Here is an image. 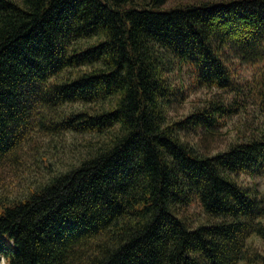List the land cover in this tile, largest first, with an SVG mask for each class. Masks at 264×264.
Here are the masks:
<instances>
[{"label": "trees", "instance_id": "trees-1", "mask_svg": "<svg viewBox=\"0 0 264 264\" xmlns=\"http://www.w3.org/2000/svg\"><path fill=\"white\" fill-rule=\"evenodd\" d=\"M165 1L0 0V174L44 170L0 194V263H264V191L240 180L264 174V130L188 138L264 118V0ZM199 86L216 90L172 117Z\"/></svg>", "mask_w": 264, "mask_h": 264}, {"label": "rangeland", "instance_id": "rangeland-1", "mask_svg": "<svg viewBox=\"0 0 264 264\" xmlns=\"http://www.w3.org/2000/svg\"><path fill=\"white\" fill-rule=\"evenodd\" d=\"M200 0H166L162 5L161 8H168L170 6H174L181 3L186 2H197ZM237 72L240 75H249V72L244 66H238ZM179 78H183L186 85L189 87L188 78L184 71L178 75ZM177 79V76H175ZM216 89L212 88H204V87H196L193 88L191 91H186L185 98H182L178 102H175L172 107L170 108V115L172 117H179L183 113H185L188 109L193 107V105L201 104L204 102V98L211 96ZM256 110L245 114V117L242 119L238 116L234 117L232 120H229L226 125L218 126L215 130L214 138L207 140L197 136H189L190 140L194 142L200 143L203 147L208 149L209 151H215L224 149L226 145L229 143L231 139L236 135V131L241 129L242 131L252 134V132H257L258 130H264V118L260 121L256 119L254 114ZM243 120V124L240 125V121ZM74 138L67 139L64 143V146L56 151V159H60L62 163L66 164L67 161L71 160L74 156V152L76 150L81 149V138ZM51 151H55L54 148H51ZM32 163V158L23 159L18 164L8 166L1 174H0V194L2 196H10V197H17L21 195L24 190L26 189V184L32 179L35 174L38 172H43V168H39L37 165ZM34 167V168H33ZM240 180L243 182H255L258 188L264 191V174L263 175H244L240 177ZM183 215L188 217L190 220L191 225H195L200 221L204 220L203 213L199 210L198 207L190 208L183 210ZM254 248L257 253L264 255V242L258 238H254ZM0 264H6L3 260H1ZM239 264H264L261 261H255L253 263L247 262H240Z\"/></svg>", "mask_w": 264, "mask_h": 264}]
</instances>
